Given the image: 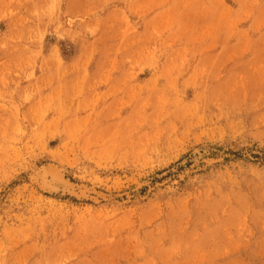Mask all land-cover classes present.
<instances>
[{
    "label": "rangeland",
    "instance_id": "1",
    "mask_svg": "<svg viewBox=\"0 0 264 264\" xmlns=\"http://www.w3.org/2000/svg\"><path fill=\"white\" fill-rule=\"evenodd\" d=\"M0 264H264V0H0Z\"/></svg>",
    "mask_w": 264,
    "mask_h": 264
},
{
    "label": "water",
    "instance_id": "2",
    "mask_svg": "<svg viewBox=\"0 0 264 264\" xmlns=\"http://www.w3.org/2000/svg\"><path fill=\"white\" fill-rule=\"evenodd\" d=\"M57 179V178H54ZM60 180V179H59ZM55 181V180H54ZM52 183V181H50ZM50 187H55L56 189L63 190V191H68L70 188L66 183H64L62 180L58 182V185H55L54 183L49 184Z\"/></svg>",
    "mask_w": 264,
    "mask_h": 264
},
{
    "label": "bare ground",
    "instance_id": "3",
    "mask_svg": "<svg viewBox=\"0 0 264 264\" xmlns=\"http://www.w3.org/2000/svg\"><path fill=\"white\" fill-rule=\"evenodd\" d=\"M54 180V179H53ZM52 181V180H51ZM57 182H59V180L57 179ZM55 184H56V182H55ZM58 185V184H57Z\"/></svg>",
    "mask_w": 264,
    "mask_h": 264
}]
</instances>
